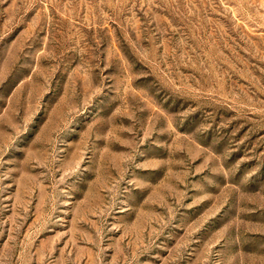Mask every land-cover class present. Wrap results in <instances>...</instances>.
<instances>
[{
	"label": "rangeland",
	"instance_id": "1",
	"mask_svg": "<svg viewBox=\"0 0 264 264\" xmlns=\"http://www.w3.org/2000/svg\"><path fill=\"white\" fill-rule=\"evenodd\" d=\"M0 264H264V0H0Z\"/></svg>",
	"mask_w": 264,
	"mask_h": 264
}]
</instances>
